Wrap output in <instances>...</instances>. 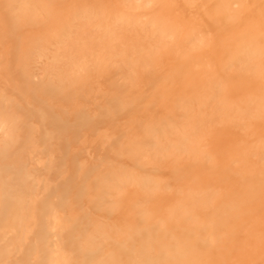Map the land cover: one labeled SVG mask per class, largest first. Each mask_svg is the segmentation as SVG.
Listing matches in <instances>:
<instances>
[{
	"label": "bare ground",
	"instance_id": "obj_1",
	"mask_svg": "<svg viewBox=\"0 0 264 264\" xmlns=\"http://www.w3.org/2000/svg\"><path fill=\"white\" fill-rule=\"evenodd\" d=\"M0 264H264V0H0Z\"/></svg>",
	"mask_w": 264,
	"mask_h": 264
}]
</instances>
